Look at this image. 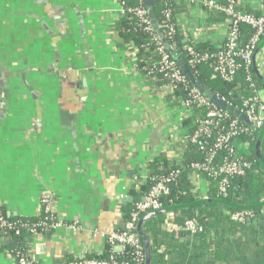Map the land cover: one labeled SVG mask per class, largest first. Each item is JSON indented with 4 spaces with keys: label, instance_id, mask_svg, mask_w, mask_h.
I'll use <instances>...</instances> for the list:
<instances>
[{
    "label": "crops",
    "instance_id": "obj_1",
    "mask_svg": "<svg viewBox=\"0 0 264 264\" xmlns=\"http://www.w3.org/2000/svg\"><path fill=\"white\" fill-rule=\"evenodd\" d=\"M207 1L179 5L176 21L186 42L217 49L228 23ZM237 4L264 13V0ZM120 17L118 0H0V208L37 217L48 195L56 217L79 226L34 234L38 264L103 254V235L122 227L149 163L183 154L192 112L138 71L137 49L117 35ZM262 57L264 48L257 65ZM192 180L207 198L204 178ZM4 245L0 264H15Z\"/></svg>",
    "mask_w": 264,
    "mask_h": 264
},
{
    "label": "trees",
    "instance_id": "obj_2",
    "mask_svg": "<svg viewBox=\"0 0 264 264\" xmlns=\"http://www.w3.org/2000/svg\"><path fill=\"white\" fill-rule=\"evenodd\" d=\"M123 1L130 8H147L146 3L141 4L137 0ZM157 1L158 3L154 5L157 18L164 21L163 12L171 10L173 17L170 23H177L176 15L179 12V6L168 4L164 0ZM221 4L226 6L230 2L229 0H222ZM235 9L243 13L260 15L251 10L243 9L238 4L235 5ZM218 12L223 20H226L227 23L231 22L229 16L223 12ZM115 29L123 42L136 47L138 71L149 79L154 86L158 88L169 86L172 88V92L167 97L168 101L174 99L176 102L182 103L184 100L191 99V90L195 87L182 71L181 73L185 76L186 82L171 84L166 71L162 69V56L159 52V43H164V40L171 42V49L181 56L190 72L194 73L199 81L243 114L245 112L244 102L256 97L258 92L264 91V83L259 79L253 68L251 69V76L255 82L254 88L250 87V83L247 81L249 75L244 69L238 72L234 81L226 82L214 76L210 64L192 66L189 63L191 56L186 51V46L192 45L197 52L201 53L215 52L216 49L208 43L196 45L186 42L179 26L175 28L173 37L169 38L165 35L167 28L161 24L160 30L163 39H160L155 31H146L133 13H127L119 18ZM239 29L241 41L243 44L248 43L254 35V29L243 24L239 26ZM262 40L264 41V37ZM167 52L173 59L171 51L167 50ZM257 66L259 72L264 76V66ZM228 87L231 90H228ZM232 92L237 100H233ZM191 107L189 109L192 112L191 116L183 122L184 128L188 129V135L183 145V154L174 160L157 157L149 163L148 181L132 191L136 202L145 197L155 183L169 178L170 191L159 198L163 209L195 203L201 197L197 195L193 185L192 174L195 171L192 166L206 163L209 156L213 155L211 167L216 169L224 163L232 161L236 154L244 156L251 163V168L244 176H235L230 179L228 193L225 196L219 193L220 177L213 176L209 171L197 172L207 182V198L243 206H255L264 202V172L261 170L260 161L256 155V142L261 130L254 129L252 125H247L238 117L227 112V119L220 123L212 132L211 137H203L198 142H192V135L198 127L197 121L207 117L210 107H198L196 104ZM234 120H238L240 127L244 129L234 140L240 145H237L233 152L230 148H217V139L229 130ZM260 154L264 161V137L260 146ZM134 205L130 212H126L123 219V228L121 227L119 230L125 229L126 224L130 221ZM238 211L243 210L221 203H204L189 208L177 209L148 219L142 227V232L150 242L151 264H264V208L252 210L253 218L242 223L232 219V215ZM0 214L6 220L15 224V229H0V241L5 243L3 248L9 251L12 257L18 252L24 254L29 252L31 254V239L34 234L50 235L55 232L52 229H39L37 232L30 230L31 227L42 221H51L48 218L49 215L44 213L43 206L40 215L32 218H9L1 208ZM145 215H141V219ZM189 220H195L202 231L196 233L188 231L185 224ZM25 223L28 224L27 228L22 227ZM18 230L20 231L19 234H17ZM139 238L144 247L146 261L144 242L140 236ZM133 252L131 246H126L122 254L116 255L111 245L106 243L103 254L86 256L101 260L116 257L118 261H131V264H134V261H132ZM75 260L76 258L70 259L64 264H70ZM145 261L143 264H145ZM32 264L38 263L33 262Z\"/></svg>",
    "mask_w": 264,
    "mask_h": 264
},
{
    "label": "built area",
    "instance_id": "obj_3",
    "mask_svg": "<svg viewBox=\"0 0 264 264\" xmlns=\"http://www.w3.org/2000/svg\"><path fill=\"white\" fill-rule=\"evenodd\" d=\"M139 3H145L146 0H137ZM168 4H193L197 0H164ZM120 4V15L121 17L127 13H133L140 21V24L144 26L146 31H155L153 24L148 16L147 8L143 7H127L123 0H118ZM230 4L224 6L221 3L210 0L206 4L208 7L213 8L217 11L225 13L231 18L229 22L228 33L225 42L222 46L216 49L215 52H197L192 45L186 46V51L191 56L189 63L192 66L201 64H210L213 74L216 77L221 78L226 82H232L235 80L238 72L244 69L248 76L247 81L250 83V87H255V82L251 76V69L253 68V57L259 47L263 42L264 37V13L259 16L239 12L235 9L237 0H229ZM164 21L161 19V24L165 25L166 37H173L175 34V28L178 26L177 23H170L172 20V11L165 10L163 12ZM165 23V24H164ZM249 25L254 29V35L251 37L250 41L243 44L240 38L239 26ZM161 31V30H160ZM156 32V31H155ZM158 37V36H157ZM157 39V38H156ZM136 48V47H135ZM159 52L161 53L162 59V69L166 71L171 84L185 83L186 78L178 69V65L170 57L165 48L164 43H159ZM262 63H264V58H261ZM171 85V86H172ZM261 92H258L257 96L248 99L244 102L245 112L243 115L246 116L250 125L256 130H261L264 126V99L260 96ZM191 99L182 101V105L190 109L191 106L196 104L198 107H210V111L207 113V117L199 119L197 121L198 127L194 134L192 135V142H198L203 137H211L212 132L220 125L221 122L225 121L228 117L226 110L218 107L208 99L203 96L196 88L191 90ZM223 99V98H222ZM225 100V99H223ZM213 105L214 107H212ZM226 111V112H225ZM242 129L238 123V120L232 121L229 130L217 139V148H230L231 151H235V147L238 142H235V138L242 132ZM213 155H210L207 162L204 164H194L192 169L195 172H206L209 171L213 176L220 177L219 193L223 196L228 193V186L230 184V179L235 176H244L246 172L251 168V163L242 155L236 154L232 161L224 163L218 168L211 167ZM170 179H164L155 183L150 192L143 197L140 201L136 202L134 205L133 212L131 213V219L126 224L123 230H114L107 235H103L105 243L111 245L113 252L116 255H120L124 252L126 246H131L134 250L132 253L134 264H143L145 261L144 247L139 238L137 227L141 219V215L152 213L163 209L162 203L159 198L162 195L169 193ZM42 205L44 208V213L48 214L51 221H42L34 227H31L32 232H37L39 229L49 230L52 229L57 231L62 228H69L72 230H78L79 226L77 224H66L64 221L59 220L53 213V198L51 196H44L42 199ZM254 214L252 211H238L232 215V219L236 222L242 223L253 218ZM28 224H23L22 227L27 228ZM185 228L196 233L202 231V228L197 224L195 220H189L185 224ZM0 229H15V224L6 220L3 215L0 214ZM19 230L17 234H19ZM95 236V234H94ZM3 241H0V247ZM115 248H120L121 252H115ZM15 264H32L34 260L32 255L28 252L24 254L18 252L13 256ZM70 264H131V261H118L116 257H112L108 260H101L95 258H89L87 256H79L76 260Z\"/></svg>",
    "mask_w": 264,
    "mask_h": 264
},
{
    "label": "water",
    "instance_id": "obj_4",
    "mask_svg": "<svg viewBox=\"0 0 264 264\" xmlns=\"http://www.w3.org/2000/svg\"><path fill=\"white\" fill-rule=\"evenodd\" d=\"M145 3H146V7H147L148 16H149V18L153 24L154 30L156 31L157 35H159L160 39H163V37L161 35V31H160L161 20L157 18L156 13H155V8H154V5L156 3H158V1L157 0H146ZM164 45L168 51H171L173 59L176 62V64L179 66L180 70L184 74L187 75L188 79L191 81V83L194 85V87L203 96H205L209 102L214 103L218 107H220V108L226 110L227 112L233 114L235 117H238L241 121H243L247 125H250V122L247 120L246 116L243 115L239 109L235 108L232 104H229L225 100H223L219 95H217L211 89H209L203 82L199 81L195 77L194 73L190 72V69L185 64V62L181 58V56L175 50L171 49V42L164 40ZM263 48H264V41L259 45V47L257 48V50L254 54L253 69L255 70L259 79L264 83V76L259 72V69L257 66V56ZM227 89L231 90L229 87ZM231 94L233 96V100H237V97L234 95V93L232 92ZM263 137H264V126L262 127L260 134L258 136V140L256 142V155L260 161L261 170L264 172V161H263L261 154H260V146H261ZM204 203H221V204H225V205H228V206L233 207L235 209H239V210H243V211H252V210L258 209V208H264V202H262L258 205H255V206H243V205H236L233 203H229V202H226L223 200H217V199L213 200V199L204 198V199H201V200H199L195 203H192V204H186V205H180V206H175V207H170V208H164V209H161L159 211L148 213L139 221L138 227H137L138 234L143 239L144 246H145V252H146L145 264H151V247H150L149 240L147 239V237L142 232V227H143L144 223L148 219L155 217L157 215L167 214V213L174 211V210H177V209L189 208V207L197 206V205L204 204Z\"/></svg>",
    "mask_w": 264,
    "mask_h": 264
},
{
    "label": "rangeland",
    "instance_id": "obj_5",
    "mask_svg": "<svg viewBox=\"0 0 264 264\" xmlns=\"http://www.w3.org/2000/svg\"><path fill=\"white\" fill-rule=\"evenodd\" d=\"M4 50H5L4 48H0V56H1V59H2V61H3V65L5 66L7 63L4 64V55H5V53H6ZM0 61H1V60H0ZM3 65L0 64V68H1V69L4 68ZM7 66H8V65H6V67H7Z\"/></svg>",
    "mask_w": 264,
    "mask_h": 264
}]
</instances>
